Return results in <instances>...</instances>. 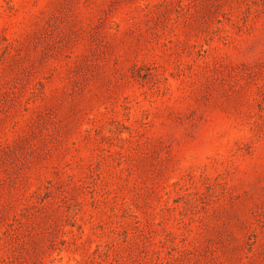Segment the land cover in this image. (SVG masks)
<instances>
[{"label":"rangeland","instance_id":"1","mask_svg":"<svg viewBox=\"0 0 264 264\" xmlns=\"http://www.w3.org/2000/svg\"><path fill=\"white\" fill-rule=\"evenodd\" d=\"M0 264H264V0H0Z\"/></svg>","mask_w":264,"mask_h":264}]
</instances>
